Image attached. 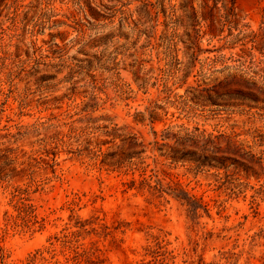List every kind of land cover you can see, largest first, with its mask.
Masks as SVG:
<instances>
[{
  "label": "rangeland",
  "instance_id": "374dc122",
  "mask_svg": "<svg viewBox=\"0 0 264 264\" xmlns=\"http://www.w3.org/2000/svg\"><path fill=\"white\" fill-rule=\"evenodd\" d=\"M31 2L34 35L0 18V264H264V200L259 214L251 204L264 178L167 168L208 206L193 215L125 192L138 173L97 157L120 144L113 125L144 143L167 128L233 130L264 156V103L191 101L231 77L264 88V0ZM150 110L153 124L136 121Z\"/></svg>",
  "mask_w": 264,
  "mask_h": 264
},
{
  "label": "trees",
  "instance_id": "16d2710c",
  "mask_svg": "<svg viewBox=\"0 0 264 264\" xmlns=\"http://www.w3.org/2000/svg\"><path fill=\"white\" fill-rule=\"evenodd\" d=\"M36 1L39 2V0ZM50 2L51 0H45L47 5ZM33 8L32 2L24 4V0H1L0 18L6 17L13 28L20 24L24 32L28 31L34 35L38 25L34 24L33 30L28 29L33 22L29 17L34 12ZM35 17L33 16V18ZM9 30L11 28L5 29L1 26L0 37L7 34ZM231 78V81L219 82L209 88L194 89L196 93L191 97V101L197 105L219 108L231 106H245L250 110L261 108L259 104L264 103V88L244 79ZM235 81L243 82L246 89L231 88V84ZM148 113V117L144 113H138L136 121L138 123L149 121L153 124L157 113L155 110H150ZM174 129L167 128L161 132L153 131L154 140L144 143L136 134L120 133L123 129L113 125L111 132L107 131L105 135L119 140L120 144L113 152L103 153L100 149L97 157L101 158L102 167L120 172L124 170L125 174L131 172L132 175H135L138 173V178H132L123 183L126 187L125 192L136 190L138 193H146L153 199L166 202H168L167 197H172L187 206L193 215H197L200 210L208 212V206L204 205L200 197L184 188L179 180L173 179V175L167 171V168L179 163H189L199 170L207 168L217 172L224 171L225 184L230 185L234 183L233 175L229 174L231 170L237 175L243 172L247 179L254 177L259 182L264 178L263 151L259 156L254 154L252 147L240 140L241 135L235 131L209 133L199 128L193 130ZM83 130L85 131L87 128ZM254 133L253 139L261 137L258 131ZM148 152L151 154L150 156L147 155ZM149 160H152V163H149ZM258 199L264 200V185H261L252 196V209L256 214H259Z\"/></svg>",
  "mask_w": 264,
  "mask_h": 264
}]
</instances>
